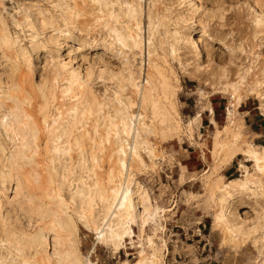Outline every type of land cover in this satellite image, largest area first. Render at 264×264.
Segmentation results:
<instances>
[{
	"label": "rangeland",
	"instance_id": "374dc122",
	"mask_svg": "<svg viewBox=\"0 0 264 264\" xmlns=\"http://www.w3.org/2000/svg\"><path fill=\"white\" fill-rule=\"evenodd\" d=\"M146 260L264 264V0H0V264Z\"/></svg>",
	"mask_w": 264,
	"mask_h": 264
},
{
	"label": "bare ground",
	"instance_id": "6f19581e",
	"mask_svg": "<svg viewBox=\"0 0 264 264\" xmlns=\"http://www.w3.org/2000/svg\"><path fill=\"white\" fill-rule=\"evenodd\" d=\"M255 8V11L256 12H259V10L257 9V5H253ZM202 38L201 36H196L193 40L194 42V46L199 50V54L200 55H203L205 56L206 55V50L203 48L201 42H202ZM89 45H92V44H89ZM83 50V46L82 45H74V46H71L69 49L66 50V54H65V58H69V59H74L78 53H80L81 51ZM212 110V109H211ZM256 154V153H255ZM116 191V195H115V198L118 196V192H119V189L118 190H115ZM129 189L125 188L123 189V192H128ZM100 234H101V237H103V231L101 230L100 231ZM115 238H118L117 239V246L118 245H121L122 244V240L131 234V230L129 228L127 229H124L120 232H113L112 233ZM27 260V259H25ZM71 262L75 263V260H72ZM143 264H152V263H149L147 260L143 262Z\"/></svg>",
	"mask_w": 264,
	"mask_h": 264
}]
</instances>
